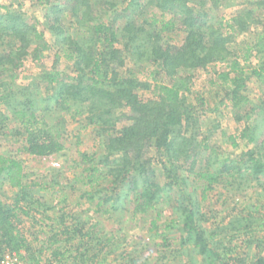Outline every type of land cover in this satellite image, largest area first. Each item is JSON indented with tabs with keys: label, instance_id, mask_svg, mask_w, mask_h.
<instances>
[{
	"label": "trees",
	"instance_id": "obj_1",
	"mask_svg": "<svg viewBox=\"0 0 264 264\" xmlns=\"http://www.w3.org/2000/svg\"><path fill=\"white\" fill-rule=\"evenodd\" d=\"M39 1L45 6L46 30L26 16L22 3L0 9V134L10 131L21 138L23 150L35 157H48L66 148L65 125L50 122L47 109L38 104L40 98L33 97L30 86L18 87L17 83L25 60L40 61L51 49L48 30L54 45L73 61L74 73L62 74L56 66L43 71L39 78L49 92L45 99L59 104L68 114L85 116L98 127V135H107L100 141L98 151L82 153L86 167L81 180L90 187L88 199L95 202L96 211L107 214L111 208L126 209L129 203L135 215L156 210L150 229L161 238L163 246L174 248V255L184 257L194 250L206 264H226L221 251L223 240L216 238L227 233L230 240H242L245 247L258 248L250 264H264V229L258 235V229L264 226V211L261 214L256 209L248 215L224 217L218 224L203 211V201L218 185L229 186V191H242L252 184L264 189V27L260 19L264 0H254L250 3L254 7L237 12L229 20L221 17L216 21L212 9L225 0ZM120 4L125 6L117 20L101 17V9L114 11ZM148 5L161 11V16L153 14L149 20L144 11ZM67 18L72 20L69 26ZM253 26L262 31L243 41V53L234 51L232 44L240 45L236 39ZM173 30L184 35L176 43H167L164 35ZM215 62L227 63L217 79H212L224 92L215 110L225 104L233 110L236 121L244 123L242 129L228 137L230 150L246 141L247 149L234 156L221 157L216 145L201 131L199 110L207 112L204 96H199L197 103L189 100L193 93L192 73ZM146 66L154 69L143 80L139 72ZM252 77L262 93L256 102L247 93ZM19 91L23 99L16 95ZM145 92L151 96H143ZM258 115L262 122H257ZM124 119L128 122L124 123ZM12 121L15 127L9 130ZM25 177L23 161L0 152V183L7 179L12 187L19 188L12 202L4 200L0 193V239L22 260L41 264L43 248L36 253L21 229L23 216H30L33 209L28 200L36 197ZM190 177L195 185L193 194L187 193ZM164 192L173 203L171 209L162 211L159 208L167 200ZM165 214L169 220L161 223ZM61 223H66L64 215ZM64 227L54 234L53 244L70 242L78 235L83 245L89 241L86 252L79 245L74 255L78 260L89 253L93 254L88 255L91 263L95 257L99 259L111 241L108 237L97 248L92 244L91 230L85 231L79 222ZM60 233L67 237L61 239ZM172 233L177 245L172 242ZM137 253H131L130 260L123 257L120 264H137ZM64 255L53 250V256L59 259ZM162 256L167 259L170 255ZM237 261L244 264L245 259Z\"/></svg>",
	"mask_w": 264,
	"mask_h": 264
},
{
	"label": "rangeland",
	"instance_id": "obj_2",
	"mask_svg": "<svg viewBox=\"0 0 264 264\" xmlns=\"http://www.w3.org/2000/svg\"><path fill=\"white\" fill-rule=\"evenodd\" d=\"M254 0H225L219 7L212 9V16L214 21L223 17L225 20H229L231 16L249 7H254L250 3ZM211 2V1H210ZM18 3H22V10L26 16L30 17L32 21L36 22L40 29H45V11L44 7L39 0H0L1 10L3 7H17ZM125 4L118 5L114 11H107V9H101V17L105 19H115L119 16V13L123 12ZM256 12L262 11L261 9H254ZM145 16L150 20L153 14L160 15L156 7L148 5L144 9ZM260 18L263 21L261 25L264 27V13ZM170 15L167 14L166 18ZM118 18H116L117 20ZM143 21L142 18L140 22ZM66 22L68 26L72 23L71 18H67ZM149 27V26H147ZM262 31L261 27L253 26L250 32L239 36L236 40L240 45L232 44V49L238 53H243L245 47L244 40L253 39L255 33ZM173 35L171 36V33ZM172 32L165 33V41L167 43H176L180 41L179 38L183 37V33L179 30H173ZM48 41L52 44L51 49L45 51L40 61H35L31 58L25 60L24 66L20 69V77L18 78V87L26 85L30 86V91L34 94L33 97H39V105L47 109L48 119L54 124L63 123L65 125L64 139L65 150L58 154H54L48 157H35L28 154L23 150V143L21 138H16L11 135L10 131L6 134H0V152L6 155L14 156L17 159L23 161L25 168V181L32 185L33 194L35 198L30 200L29 203L32 206L30 216H23V223L21 229L25 237L29 240L32 247L39 252V249L43 248V253H40L41 264H120L123 257L127 260L131 259V255L137 253L139 259L137 264H206L202 261L201 255L196 251H191V255L185 254L184 257L174 255L176 251L172 247L167 249L163 246L160 237L156 236V233L151 231V217H155L157 211H152L150 214L135 215L133 214V208L129 201L125 206L120 207V210L110 209V213L102 214L96 211L95 202L88 199V193L90 187L84 185L82 177L85 175L84 167L82 163L83 152L98 151L100 141L106 139L107 135L97 134L99 132L98 127L90 123L83 115H72L62 110L59 104H54V101L45 99L49 94L46 89V83L40 81V74L43 71H50L54 66L56 70H59L62 74H73L74 66L73 61L68 60L65 55L60 51L59 47L54 45V38L52 34L47 30L46 33ZM175 37V39H174ZM243 42V44H241ZM146 66L139 72L141 79L145 80L149 77L150 71L154 69V66ZM227 67L225 62H215L210 64L207 69H199L192 73V89L193 93L190 94V101L197 103L199 96H204L207 100V105L204 109L207 112H201L200 123L202 125V132L204 135L209 136V140L216 145L221 157L226 155H238L243 150L247 149L244 140H242L240 147L230 150L227 149L228 137L231 133H235L237 130L243 128L244 123L237 122L233 110L225 104H221L218 110H215L216 103L219 99L223 98L224 92L217 85L212 83V79H217L219 71H222ZM35 83V84H34ZM247 93L249 94L251 101L256 102L261 96V89L255 78H251L248 82ZM40 87V88H36ZM19 91L16 95L23 99ZM27 94V92H26ZM143 96H151L150 92L142 93ZM44 97L42 99V97ZM201 108V107H199ZM256 118V117H254ZM124 123L128 121L124 119ZM256 120V119H255ZM262 122L261 116L258 115L257 122ZM261 124V123H260ZM262 125V124H261ZM15 127V123L12 121L9 130ZM120 127V126H119ZM97 135L99 137H97ZM231 152V153H229ZM185 170V169H184ZM188 172V171H187ZM159 175V174H158ZM193 177L188 178L187 193H192ZM159 181H163L162 175H159ZM264 181V178H263ZM36 183V184H35ZM225 186L218 185L217 188L210 193L208 198L203 201V211H205L207 217L218 224L224 217L229 219L236 215H248L250 211L254 212L256 209L261 213L264 211L262 204H264V189L260 186H253V184L242 191L235 190L229 191ZM18 187H12L7 179H4L0 183V193L4 200L12 202L13 197L18 192ZM199 191V190H197ZM167 200L159 208L164 210L168 208L172 201L168 196V192H164ZM185 192V194L187 195ZM201 198L200 192L197 193ZM38 199L43 205L37 204ZM34 200V201H33ZM26 204V201L23 202ZM46 204V205H44ZM111 207V206H110ZM170 208V207H169ZM171 209V208H170ZM264 214V212H262ZM261 213V214H262ZM65 216V225L61 223V217ZM258 215V214H257ZM165 214L160 218V222L164 223V220L168 221L169 217ZM171 217V216H170ZM258 217V216H255ZM264 217V216H263ZM80 223L85 227V231L92 232L95 247H102V241L108 237L111 238L109 246L99 255V259L95 257L93 262L89 261L87 254L83 260L74 258L77 253L79 245L80 250L86 252L88 242L83 245V241L78 235L70 242H61L59 244H53L52 240L55 233H59L60 230H65L64 226H72L74 223ZM264 226H261L258 231H263ZM174 230V229H173ZM175 232V231H174ZM88 233V232H87ZM174 238L172 242L177 245L175 241V233L171 234ZM61 239L67 237V235L59 234ZM230 235L223 233L219 238L223 240L225 263L226 264H241L237 259L244 258V264H250L253 261L256 253L259 252L258 248L254 245L246 246L237 239L230 240ZM249 239V237H246ZM86 236L85 239L86 240ZM1 241V239H0ZM100 242V243H99ZM101 244V245H100ZM4 245V244H3ZM52 245V247H51ZM236 245V249L234 246ZM6 248H8L5 245ZM226 247L231 249L228 252ZM9 249V248H8ZM53 250L61 251L65 253L62 259L53 256ZM174 251V252H173ZM261 252V251H260ZM132 253V254H131ZM173 253V254H172ZM263 254V252H261ZM131 254V255H130ZM136 254V255H137ZM170 255L167 259H164L162 255ZM172 254V256H171ZM92 257V256H91ZM97 258V259H96ZM105 258V261H102ZM157 258V260H156ZM192 258V259H191ZM24 264H30L22 260Z\"/></svg>",
	"mask_w": 264,
	"mask_h": 264
},
{
	"label": "built area",
	"instance_id": "obj_3",
	"mask_svg": "<svg viewBox=\"0 0 264 264\" xmlns=\"http://www.w3.org/2000/svg\"><path fill=\"white\" fill-rule=\"evenodd\" d=\"M0 264H24L22 259L0 241Z\"/></svg>",
	"mask_w": 264,
	"mask_h": 264
}]
</instances>
